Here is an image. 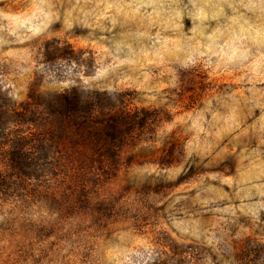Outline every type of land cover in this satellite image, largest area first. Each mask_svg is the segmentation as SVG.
Segmentation results:
<instances>
[{"label": "clouds", "instance_id": "obj_1", "mask_svg": "<svg viewBox=\"0 0 264 264\" xmlns=\"http://www.w3.org/2000/svg\"><path fill=\"white\" fill-rule=\"evenodd\" d=\"M0 264H264V0H0Z\"/></svg>", "mask_w": 264, "mask_h": 264}]
</instances>
